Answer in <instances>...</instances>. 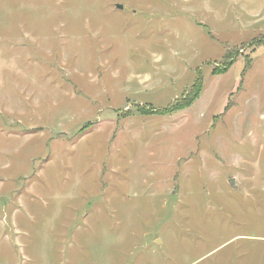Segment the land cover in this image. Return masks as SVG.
<instances>
[{
	"label": "rangeland",
	"instance_id": "rangeland-1",
	"mask_svg": "<svg viewBox=\"0 0 264 264\" xmlns=\"http://www.w3.org/2000/svg\"><path fill=\"white\" fill-rule=\"evenodd\" d=\"M0 264H264V0H0Z\"/></svg>",
	"mask_w": 264,
	"mask_h": 264
},
{
	"label": "water",
	"instance_id": "water-1",
	"mask_svg": "<svg viewBox=\"0 0 264 264\" xmlns=\"http://www.w3.org/2000/svg\"><path fill=\"white\" fill-rule=\"evenodd\" d=\"M116 7L119 8V9H121V6H116ZM229 184H230L231 187H234V180L231 179V180L229 181Z\"/></svg>",
	"mask_w": 264,
	"mask_h": 264
}]
</instances>
